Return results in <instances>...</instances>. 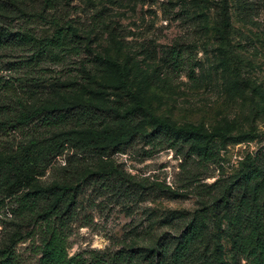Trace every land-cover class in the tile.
<instances>
[{"label":"rangeland","instance_id":"obj_1","mask_svg":"<svg viewBox=\"0 0 264 264\" xmlns=\"http://www.w3.org/2000/svg\"><path fill=\"white\" fill-rule=\"evenodd\" d=\"M24 1L33 13L44 8L43 0ZM226 2L234 31L225 41L217 25L225 0H58V9L46 8L45 14L72 21L91 39L92 51L84 43L78 54L55 49L30 65L31 47L15 41L0 47V103L26 94L24 77L39 75L45 81L39 91L50 96L55 93L52 82H61L57 92L62 104L123 111L131 105L129 98L104 89L118 83L117 71L97 62L110 56L127 64L135 88L143 91L157 115L180 125L195 123L252 137L239 143L226 144L219 137L206 141L217 154L209 162L192 154L183 141L152 140L151 126L120 146L109 122L90 132L82 129L84 141L69 144L23 190L72 188L67 203H61L62 211L68 204L70 208L57 222L70 256L80 255L89 264H145L143 250L165 235L174 248L193 214L204 206L212 208L245 166L264 169V93H256L264 92V0ZM6 21L12 31L40 38L54 32L45 18ZM171 48L179 56H170ZM44 129L38 122L0 129V152ZM55 196L40 205L53 203ZM20 210L18 199L0 195V248L12 246L19 264H40L46 223ZM17 231L19 242L18 235L12 237ZM186 264H248L233 250L225 211L210 209L209 232Z\"/></svg>","mask_w":264,"mask_h":264},{"label":"trees","instance_id":"obj_2","mask_svg":"<svg viewBox=\"0 0 264 264\" xmlns=\"http://www.w3.org/2000/svg\"><path fill=\"white\" fill-rule=\"evenodd\" d=\"M43 1V10L33 13L28 11L24 0H0V47L9 41H15L19 46L31 47L33 54L28 59V64L31 61L40 62L47 53H55V49L78 54L82 43L88 51H92L91 39L82 35L72 21L64 22L56 14H45L46 8L58 9V0ZM9 17L45 18L54 27V32L51 36L43 38L29 31L14 32L9 29L10 23L6 21ZM217 25L221 41L228 40L234 27L226 0ZM169 55L175 58L179 56V52L171 48ZM97 62L117 71L118 83L104 86V89H110L113 93L123 92L129 98L131 105L126 106L123 111L121 108L111 109L93 104H62L58 100L57 92L63 87L61 82H52L55 93L50 96L44 91H39L45 83L39 75L24 77L26 94L18 93L9 101L0 103V129L3 131L17 130L34 122L45 126L41 134L28 135L21 139L13 150L0 152V195L4 200L18 199L21 215L25 212L31 214L32 218L36 215L46 223L40 264H89L80 255L70 256L63 229L57 223L70 208L71 204H68L62 211L61 203H67L72 188L35 186V190L23 191L33 186L34 181L45 174L52 160L69 144L77 145L84 141L82 129L90 132L95 127L109 122V131L117 137V145L120 146L121 143L132 139L146 125L151 126L148 136L152 140L167 139L173 144L183 141L190 145L192 154L204 157L209 162L215 161L217 154L206 141L219 137L227 144L252 139L249 134L232 135L224 129L211 131L200 124L180 125L169 117H161L154 112L143 91L135 88L127 64L110 56L100 57ZM256 93L261 95L264 92L259 89ZM97 135L100 136L101 133L98 132ZM219 182L221 179L213 186H218ZM52 194H56L53 203L40 205L43 199ZM210 209L225 211L232 231L233 250L246 259L248 264H264V169L255 164L245 166L237 178L225 185L212 208L204 206L193 214L177 238L174 248L171 247L169 237L165 235L154 247L143 250L145 264H186L197 245L209 232ZM17 235L15 241L19 242L22 239L19 231L12 237ZM130 256L135 258L136 252L132 251ZM0 264H19L12 246L5 245L0 248Z\"/></svg>","mask_w":264,"mask_h":264}]
</instances>
